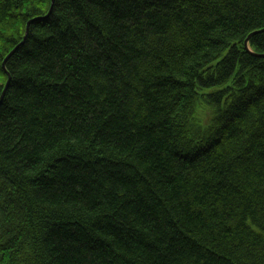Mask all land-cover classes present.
I'll return each instance as SVG.
<instances>
[{
  "label": "trees",
  "instance_id": "1",
  "mask_svg": "<svg viewBox=\"0 0 264 264\" xmlns=\"http://www.w3.org/2000/svg\"><path fill=\"white\" fill-rule=\"evenodd\" d=\"M52 4L0 0V264H264V0Z\"/></svg>",
  "mask_w": 264,
  "mask_h": 264
},
{
  "label": "water",
  "instance_id": "2",
  "mask_svg": "<svg viewBox=\"0 0 264 264\" xmlns=\"http://www.w3.org/2000/svg\"><path fill=\"white\" fill-rule=\"evenodd\" d=\"M52 2H53V0H51V4H52ZM52 5H53V4H52ZM52 5H51V7H50L49 13H50V11H51V9H52ZM26 27H27V29H26V33H27V31H28V24H27ZM249 37H250V36H249ZM249 37L246 38L247 40H246V42H245V46H246L247 42L249 41V39H248ZM11 53H12V52H11ZM9 55H11V54H9ZM7 58H8V56H7ZM7 58H6V59H7ZM3 65H4V63H3ZM9 79H10V78L8 77V79H7V81H6L7 84H6L5 88H4V90L6 89L7 85L9 84ZM4 90L2 91V96H1V98H0V102H1L2 97H3V95H4Z\"/></svg>",
  "mask_w": 264,
  "mask_h": 264
}]
</instances>
